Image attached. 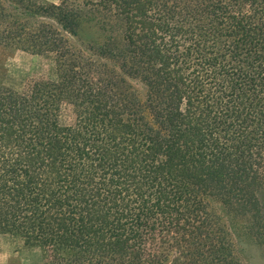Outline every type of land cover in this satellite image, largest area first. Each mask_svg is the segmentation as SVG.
Here are the masks:
<instances>
[{
  "label": "trees",
  "instance_id": "obj_1",
  "mask_svg": "<svg viewBox=\"0 0 264 264\" xmlns=\"http://www.w3.org/2000/svg\"><path fill=\"white\" fill-rule=\"evenodd\" d=\"M20 1L0 19L52 20L92 54L0 32L73 57L29 93L0 83V238L44 264H240L208 200L262 215L264 0Z\"/></svg>",
  "mask_w": 264,
  "mask_h": 264
},
{
  "label": "rangeland",
  "instance_id": "obj_2",
  "mask_svg": "<svg viewBox=\"0 0 264 264\" xmlns=\"http://www.w3.org/2000/svg\"><path fill=\"white\" fill-rule=\"evenodd\" d=\"M0 1L4 6L10 5V14L13 12V7L22 10L23 4L20 0ZM46 1L50 5L59 6L62 4L63 0ZM65 1H67L69 7L73 8H82L86 3H92L94 5L98 3L96 0ZM170 1L171 0H165L162 4ZM88 7L93 9L95 6ZM116 10L117 6L114 5V3H110L107 11L112 13V15H117L115 14ZM130 12L131 11L128 10L129 15H131ZM16 16L18 19H13L12 17L3 20L0 19V32L10 28V33L18 36L19 32L22 31V35L20 34L19 38L24 44L28 45L31 43V36L40 35V30L45 27L48 31L56 30L59 37L64 39V43L69 42L74 45L73 48L76 51L75 53H79L76 48H82L85 50L82 54L90 55L91 52L89 49H86L87 45L85 42L80 43L78 39L65 33L56 22L44 18L37 20V23L33 21L27 22L25 17L22 18L19 14H16ZM17 20H19V22H17ZM14 23L20 24L21 27H17ZM159 23L155 22L153 24L158 25ZM70 60H73V57L60 61L57 55L53 53L45 52L41 54H32L22 51L18 45H12V43H10V46L0 44V83L7 88L26 94L30 92L35 82L56 81L57 74L65 68ZM132 84L138 89L141 96L145 95V87L141 82L134 81ZM203 101L205 104L206 100ZM199 105L198 102L193 103L195 108L199 107ZM73 117L74 114L67 109L66 116H64L63 119L71 122ZM249 138L257 139L254 135H250ZM258 175L259 182L264 185V167L260 169ZM256 194L260 202L262 215H260V217L256 216L255 218L248 213L226 207L221 200H208L210 208L216 212L220 221L228 230L231 236L235 258L240 264H264V187L258 189ZM44 262V254L39 248L25 247L19 238H0V264H44ZM180 262L181 261L174 256L167 264H180Z\"/></svg>",
  "mask_w": 264,
  "mask_h": 264
}]
</instances>
